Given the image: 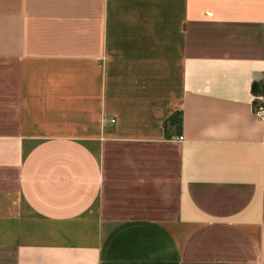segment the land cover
<instances>
[{
	"label": "crops",
	"instance_id": "obj_1",
	"mask_svg": "<svg viewBox=\"0 0 264 264\" xmlns=\"http://www.w3.org/2000/svg\"><path fill=\"white\" fill-rule=\"evenodd\" d=\"M263 96L264 0H0V264H264Z\"/></svg>",
	"mask_w": 264,
	"mask_h": 264
},
{
	"label": "built area",
	"instance_id": "obj_2",
	"mask_svg": "<svg viewBox=\"0 0 264 264\" xmlns=\"http://www.w3.org/2000/svg\"><path fill=\"white\" fill-rule=\"evenodd\" d=\"M255 114L257 118L264 121V96L258 99V104H257V107L255 108ZM181 141L184 142V139L182 138Z\"/></svg>",
	"mask_w": 264,
	"mask_h": 264
}]
</instances>
